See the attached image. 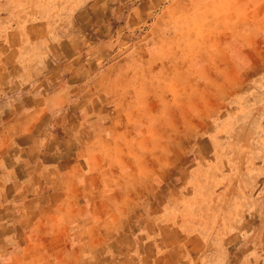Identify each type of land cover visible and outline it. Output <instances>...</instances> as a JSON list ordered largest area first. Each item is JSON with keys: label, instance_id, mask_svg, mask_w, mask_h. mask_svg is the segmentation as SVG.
Returning a JSON list of instances; mask_svg holds the SVG:
<instances>
[{"label": "rangeland", "instance_id": "374dc122", "mask_svg": "<svg viewBox=\"0 0 264 264\" xmlns=\"http://www.w3.org/2000/svg\"><path fill=\"white\" fill-rule=\"evenodd\" d=\"M0 264H264V0H0Z\"/></svg>", "mask_w": 264, "mask_h": 264}]
</instances>
